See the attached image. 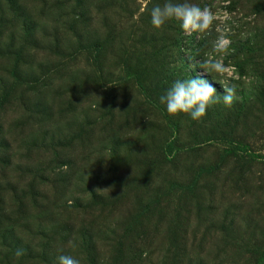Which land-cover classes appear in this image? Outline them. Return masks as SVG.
I'll list each match as a JSON object with an SVG mask.
<instances>
[{"label":"rangeland","instance_id":"rangeland-1","mask_svg":"<svg viewBox=\"0 0 264 264\" xmlns=\"http://www.w3.org/2000/svg\"><path fill=\"white\" fill-rule=\"evenodd\" d=\"M164 2L0 0V219L53 224L48 257L197 264L208 250L207 264H253L264 250V0H189L220 19L210 34L182 30L178 42L179 22L165 37L148 25ZM217 28L231 41L226 52L213 48ZM244 42L250 50L237 48ZM249 53L259 68L242 78L257 83L236 90L230 108L221 100L192 120L160 103L174 81L197 76L222 97ZM209 57L222 61L223 74L199 66ZM241 98L250 101L240 116ZM97 197L122 203L113 206L126 222L117 235L130 244L121 251L79 245L89 218L111 220L107 205L93 210Z\"/></svg>","mask_w":264,"mask_h":264},{"label":"trees","instance_id":"trees-1","mask_svg":"<svg viewBox=\"0 0 264 264\" xmlns=\"http://www.w3.org/2000/svg\"><path fill=\"white\" fill-rule=\"evenodd\" d=\"M140 22H141V20H140ZM167 22L164 24V27L158 29L159 30V33H158L159 37L160 36L165 37V31H167L166 27L169 24H171L172 22L177 24L179 21L172 19V20H169ZM134 25L140 26V24H138V23H134ZM148 25L152 26L151 23H149ZM181 31H182V29L180 28V26H178V31L176 32V35L173 38V42H176V41L178 42V38H179ZM149 33H152V31H150ZM168 33H170V32H168ZM153 35H155V33ZM247 46H248L247 43L244 42L242 44L237 45V48H243L245 50H250V46H248V47ZM254 56L255 55L253 53H249L243 59H240L238 62L241 63V65L240 64L235 65V67H236L235 70L239 74V78L238 79L230 78L227 82V84L229 86H235L237 88L236 90L239 91L240 93L244 92L243 89L247 88L245 85H247L249 87H253L257 83L255 81V79H251V82L248 83V81H245V79L242 78L243 75L246 73L250 74L251 76H256V73H257L259 67H258V62L256 63V61L254 59ZM16 69H17V67H16ZM14 71H16V70H14ZM17 75H20V74L17 73L15 76H17ZM5 76L6 75H4L2 77V82L6 81V79H7V78H5ZM15 76H13L12 85H13V83L15 84V81H14ZM257 92H258V94L261 93L260 90ZM247 101H250V99H245V98L239 99V107L246 108L247 105H245V103ZM244 108L240 111V116L242 115L241 112L244 111ZM161 113H162V115L164 114L167 117L166 113H163L162 111H161ZM234 120H236V119H234ZM229 121H227V122H229ZM159 126H161V125H159ZM164 126H166V125L164 124ZM213 131H215V130L209 131V134H214L215 132H213ZM5 144L6 143H4L3 139H1L0 140V153L5 151V148H4V146H6ZM131 147L134 148V153L136 152V149L140 148L137 146V144L135 142ZM113 148H114L113 146H109L110 152ZM126 148H128V147H126ZM172 148H173V146L171 143H169V142L166 143V151H170ZM141 150H142V148H141ZM114 152H115V148H114ZM115 158L118 160L117 155H115ZM89 192L92 194V196H94V193L92 190H90ZM96 199L97 200H94L93 202H89V203H92L93 210L98 209V211H101L104 208H106V205H107L110 208L109 215H111V216H108V218H110L111 220H106V219H102V218L97 220V218L95 216H92V218H89V220L87 221V223L90 225L89 227H87L85 224L78 227L77 234L81 240L79 242V245L83 248H86V249L88 246L87 250H88V252H91L94 250L92 248H96L98 246V243L100 244V246L106 245L108 243L109 244L114 243L116 246V250L121 251L122 247H126L125 245H128L129 243H127L125 241L123 235L122 236L117 235V230L119 228H121L124 231V224L126 225V222H125V220L119 218L122 213H120L119 217L117 216V212L113 211L114 210L113 206L115 204H122V203H120L119 200L106 201V200H103V198L101 200L100 197H97ZM90 201H92V200H90ZM20 202H22V201H20ZM68 204H69V206H71L72 202H70ZM55 205L59 206V204L57 205V203H55ZM74 205H75V203H74ZM148 211H149V209H147V211H145V212H148ZM112 213L114 216H112ZM112 217L113 218L118 217V218L112 219ZM4 218H3L4 220L0 219V227L8 226L9 228H12V229L21 230L23 232V236L18 238L17 235L15 234V231L14 232L7 231V232L3 233V231H2L3 228L0 230V264H52L53 259H55L59 255H61V254H59V255L55 254V255H52L49 257L46 255V251H50V250H47L45 248L53 246V245H51L52 244L51 240H53V239L48 238V234H47L48 231H52L51 228H53V224L50 226L51 228L48 227L46 229V228H44L45 225H43V227L41 225H37V226H35V229H34V228H32L31 225L28 224V220L26 217H24L22 222L17 221L16 218L15 219L6 218V217H4ZM114 220H116V221H114ZM110 221L116 223L117 225H114V223L111 224ZM119 223H121V224H119ZM226 236H228V235H226ZM52 237H54V236H52ZM229 237L230 236L224 237V235H223L222 238H219V239L217 238L218 239L217 243H218V241L225 243L226 239L228 240ZM224 239H225V242H224ZM201 240H204L203 236L201 237ZM85 241H86V243H85ZM95 242L97 243V245L94 247L93 245H91V243L95 244ZM257 243H258V240L253 242V244H257ZM129 246H130V244H129ZM209 249H211V248H209ZM18 251H20L22 253L19 256H17ZM36 253H39V254H36ZM208 253H209V251L206 250L204 255L201 256L202 264L208 263V257L210 256ZM63 254L65 255V253H63ZM263 259H264V250L255 259L253 264H261V261ZM88 261L89 262L94 261L92 264H100L97 260L91 259L90 257H89ZM199 261H198V263H199ZM124 264H133V263H129V261H128V262H125Z\"/></svg>","mask_w":264,"mask_h":264},{"label":"clouds","instance_id":"clouds-1","mask_svg":"<svg viewBox=\"0 0 264 264\" xmlns=\"http://www.w3.org/2000/svg\"><path fill=\"white\" fill-rule=\"evenodd\" d=\"M230 3V0H225V5ZM143 10H147L144 6ZM150 23L160 29L169 20L175 19L179 21L180 28L187 34L193 33L210 34L214 21L220 19L212 8L205 5L201 7L198 4L191 3L189 0L182 2H174V0H165L163 5H154L150 12ZM225 19L228 15L225 13ZM220 33L217 40L213 42V48L216 52H226L228 45L231 43L226 38L223 30L217 28ZM207 73L215 72L223 74L225 69L222 61L209 57L200 65ZM236 87L224 86L223 95H217V90L212 83L201 76L190 77L186 80H176L170 88L159 97V101L166 108L170 115L186 113L190 115L192 120H200L206 115L210 105L223 102L226 107H231L236 101ZM75 247V244L72 245ZM20 251L17 256L21 255ZM58 264H80V260L71 255L61 254L57 257Z\"/></svg>","mask_w":264,"mask_h":264}]
</instances>
